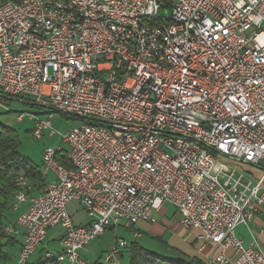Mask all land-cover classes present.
Masks as SVG:
<instances>
[{
	"label": "built area",
	"instance_id": "built-area-1",
	"mask_svg": "<svg viewBox=\"0 0 264 264\" xmlns=\"http://www.w3.org/2000/svg\"><path fill=\"white\" fill-rule=\"evenodd\" d=\"M263 21L264 0H0V109L26 99L81 121L61 134L67 165L44 149L41 173L54 177L18 215L21 231L4 228L22 236L15 264L56 225L60 249L44 257L91 264L79 250L96 235L154 223L164 203L198 231V251L234 250L206 264H264L235 236L264 204ZM29 119L41 138L49 119ZM230 161L258 168L256 182ZM15 183L13 210L31 188L23 172ZM71 201L87 224L74 225Z\"/></svg>",
	"mask_w": 264,
	"mask_h": 264
},
{
	"label": "rangeland",
	"instance_id": "rangeland-1",
	"mask_svg": "<svg viewBox=\"0 0 264 264\" xmlns=\"http://www.w3.org/2000/svg\"><path fill=\"white\" fill-rule=\"evenodd\" d=\"M264 31V24L262 25ZM31 99V98H30ZM5 106L0 109V124L11 128L15 131L18 140V151L20 154L34 167L42 171V158L45 148L60 147L63 150H67V145L61 141V134L66 133L69 129L80 125V120H73L68 118L61 112L47 107H41L36 104H32L30 100H6ZM23 114L21 120H17V116ZM29 115L37 116V118L46 120L49 119L50 126L43 131L41 138H36L32 135L31 130L33 122L29 119ZM53 130L54 133L50 134ZM234 166V165H233ZM238 172H243L240 166H234ZM244 173V172H243ZM48 177H50V171H48ZM246 176V175H245ZM164 212L162 216L170 221L172 226L163 227L164 230L155 232L159 234L157 238L152 237L142 231L141 237H136L133 233L136 231L137 225H129L126 222H120L113 227L104 229L103 232L96 235L87 245L79 250V254L82 259L91 264H108L106 262V256L118 240L126 242V246L130 245L132 241H137L141 245L151 249L154 252L165 253L167 255L172 254L173 245H180L179 240L176 238L175 229L179 226V217L182 216V211L178 208L171 206L168 203H164ZM67 210L71 216L72 222L76 225H83L89 221L86 213L80 204L76 201H71L67 205ZM157 220V223H159ZM3 222L8 224L7 226H14L21 231V227L16 223V213L7 208L3 213ZM188 232V231H187ZM63 233V228L60 225L51 226L47 229L44 240L41 245L28 257L27 263L35 261L37 254L40 251H49L55 254L60 249V237ZM188 233L185 234L187 236ZM16 240H20V236H16ZM11 256L16 254L17 243L8 248ZM16 259H9L6 264H15ZM117 264H129L128 252L123 250L122 255H118L116 258ZM60 264H67L66 262Z\"/></svg>",
	"mask_w": 264,
	"mask_h": 264
},
{
	"label": "trees",
	"instance_id": "trees-1",
	"mask_svg": "<svg viewBox=\"0 0 264 264\" xmlns=\"http://www.w3.org/2000/svg\"><path fill=\"white\" fill-rule=\"evenodd\" d=\"M65 116L78 120L74 116ZM66 152L67 150H63L58 157L65 165H67ZM21 172L26 176L29 183L39 181L43 184L45 181L41 171L32 166L18 151V140L15 131L0 124V264L8 262L11 255L8 248L17 242L15 236H7L4 232V228L8 224L3 222V213L8 208V205L12 206L15 194L18 191L15 178ZM108 227H113V225ZM123 250L128 252L129 264H206V262L196 256L188 257L173 249L172 254L169 255L154 252L137 241H132L119 254H122ZM43 252L40 251L37 254L34 262L26 264H60L54 258L44 257Z\"/></svg>",
	"mask_w": 264,
	"mask_h": 264
},
{
	"label": "crops",
	"instance_id": "crops-1",
	"mask_svg": "<svg viewBox=\"0 0 264 264\" xmlns=\"http://www.w3.org/2000/svg\"><path fill=\"white\" fill-rule=\"evenodd\" d=\"M264 24V21L262 23V25ZM263 31V30H262ZM264 32V31H263ZM231 166H240L241 170L244 172L243 175L245 176V179L250 180L252 183L256 182L257 177L259 176L260 172L258 168L255 167H251L249 165H240V164H236L233 162H228ZM48 174V173H47ZM45 181L43 182V184L39 181L37 182H33V183H29L31 184V188L29 190V192H27V199L23 202H21L17 208V210H13L11 205H8V208H10L11 211H15L16 213V220L19 214H21L23 211H25V209L28 207L29 205V198L31 197H35L37 195H39L43 189V187L45 186V184L51 180L54 176L53 174L50 172V177H48V175H45ZM69 204V203H68ZM163 207V205H162ZM160 208L159 211L155 212V218L156 221L154 223L151 222H147V221H139L136 225H137V229L136 231L138 232V236L136 237H141V233L142 231L152 237H159V234H154L155 232H160L163 229V227L166 226H172V224L170 223V221L164 217L159 218V216H162V213L164 212L163 208ZM180 218L179 217V226L175 229V235L177 240H179L180 245H173L170 247L175 251H179L180 253L188 256V257H192V256H196L198 258H200L201 260H203L204 262H206V260L210 257L211 254L213 253H217L218 251H221L225 256L229 257V258H233L234 257V250L231 247H227L225 249H218L214 246L213 243L211 242H206L203 249L201 251L197 250V246H198V242H197V235H198V231L197 230H188V229H184L181 224H180ZM159 220V223H157V220ZM88 223V222H87ZM85 223V224H87ZM76 225V224H74ZM82 225V224H81ZM84 225V224H83ZM188 231V232H187ZM188 233L187 236H185V234ZM20 236V240H17V250H16V254L14 256L10 255L9 259H16L17 254H18V250H19V246L21 243V238L22 236ZM235 236L240 239L242 241L243 246H247L249 245L251 242H255L257 244V246L264 251V204H262L258 211L252 216L251 221L247 224V225H243L240 224L235 228ZM16 237V236H15ZM173 252V251H172ZM11 254V253H10ZM122 254H120L121 256Z\"/></svg>",
	"mask_w": 264,
	"mask_h": 264
}]
</instances>
